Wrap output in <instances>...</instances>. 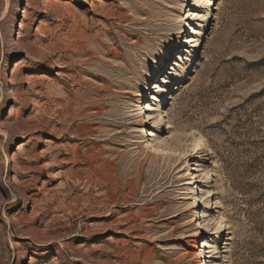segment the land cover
I'll return each instance as SVG.
<instances>
[{"label": "rangeland", "instance_id": "obj_1", "mask_svg": "<svg viewBox=\"0 0 264 264\" xmlns=\"http://www.w3.org/2000/svg\"><path fill=\"white\" fill-rule=\"evenodd\" d=\"M194 251L264 264V0H0V264Z\"/></svg>", "mask_w": 264, "mask_h": 264}, {"label": "bare ground", "instance_id": "obj_2", "mask_svg": "<svg viewBox=\"0 0 264 264\" xmlns=\"http://www.w3.org/2000/svg\"><path fill=\"white\" fill-rule=\"evenodd\" d=\"M197 3H198V1H196L195 3H194V6H197ZM95 10V9H94ZM190 14H188V16H189ZM190 16H192V17H190ZM189 17L190 18H192V19H194L196 16H193L192 14L190 15ZM188 29H191V24H188V26H187V30ZM187 30H185L184 32H186ZM180 33H182V30H181V32ZM182 38L183 37V35H179V38ZM198 41H199V43L200 44H202L203 45V43H204V41H205V39H203V41H201L200 42V38L198 39ZM201 45V46H202ZM166 90V89H165ZM127 92V91H126ZM165 93H166V91H165ZM139 94V93H138ZM136 96H138L137 94H136ZM151 97L153 98V96L151 95ZM140 102V101H139ZM144 104H139V106H141V110H143L144 109V106H143ZM143 106V107H142ZM148 108V107H147ZM143 119V118H142ZM158 121H159V123L158 124H160V125H165L166 124V115L164 114V113H162L160 116H159V119H158ZM146 121L143 119V124L145 123ZM201 146H202V142H201V140L200 139H197L196 141H195V143H194V145H193V149H192V151H194V150H197V149H200L201 148ZM191 174V177H189V180H191L190 181V183L189 184H191V185H194V184H196L197 183V176H195L193 173H190ZM207 176V175H206ZM188 184V183H187ZM193 188V187H192ZM196 190L197 191H195L196 193L194 194V208H195V206L198 204V203H200V201H201V199H202V197H199V194H198V186H197V188H196ZM191 188H190V190L188 191V193L190 194V193H192V192H194ZM209 192H211V191H209ZM197 203V204H196ZM209 203V205L210 204H212V202H208ZM212 207H213V205H212ZM218 228H222L223 229V227H226V225H224V219L223 218H221L220 220H219V225L217 226ZM204 227H202V229H203ZM208 229H209V227L206 225L205 226V228H204V230H205V232H209L208 231ZM191 232V231H190ZM192 232H194V233H189V234H187L186 236L188 237V236H191L192 234H196L195 236L197 237V235H198V233L196 232V231H192ZM185 256H186V258H190L191 260H195V261H197L196 262V264H208L207 263V261L205 260L204 261V263H201V260L203 259V258H206V256H202V254L200 253V252H198V251H194V252H192V253H187V254H185Z\"/></svg>", "mask_w": 264, "mask_h": 264}]
</instances>
